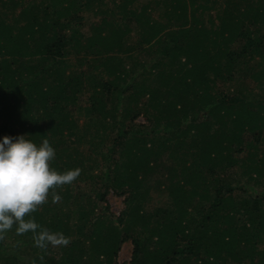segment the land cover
I'll return each mask as SVG.
<instances>
[{"label": "trees", "instance_id": "obj_1", "mask_svg": "<svg viewBox=\"0 0 264 264\" xmlns=\"http://www.w3.org/2000/svg\"><path fill=\"white\" fill-rule=\"evenodd\" d=\"M258 84L264 0H0V138L79 169L35 231L0 232V264H118L126 242L125 264H264Z\"/></svg>", "mask_w": 264, "mask_h": 264}, {"label": "clouds", "instance_id": "obj_2", "mask_svg": "<svg viewBox=\"0 0 264 264\" xmlns=\"http://www.w3.org/2000/svg\"><path fill=\"white\" fill-rule=\"evenodd\" d=\"M28 136L0 138V232L13 224L18 233L35 231V221L24 217L47 200L50 189L70 183L79 175V169L58 172L51 168L55 150L49 141L37 145ZM58 199L53 192V200ZM45 239L60 242L56 234L44 231L37 243Z\"/></svg>", "mask_w": 264, "mask_h": 264}, {"label": "rangeland", "instance_id": "obj_3", "mask_svg": "<svg viewBox=\"0 0 264 264\" xmlns=\"http://www.w3.org/2000/svg\"><path fill=\"white\" fill-rule=\"evenodd\" d=\"M142 3L146 2L147 0H141ZM86 19L88 20V24L84 29V32H86L88 35L90 34L89 32V23L95 21V17H93L92 15L86 14L85 15ZM146 60V58H144ZM244 83H238V86H243ZM252 92L255 94L256 98L262 99L264 98V85H260L258 84L256 87L253 88ZM84 121V119L80 120V123H82ZM140 121L143 122V120L141 119ZM252 187V186H249ZM256 193L255 195H259V196H264V183L261 186H258L257 188H255L254 190ZM163 196L164 195H155L153 202L149 205V209L151 208V210L153 208H158L163 201ZM126 205H125V197H120L117 196L116 194H113V192H110V194L107 196L106 199V203L102 205V209H108V213L109 215H115V216H119L121 215V213L124 211ZM132 253H133V245L131 242H126L123 247L122 250L119 253L118 256V264H125V263H129L131 261L132 258Z\"/></svg>", "mask_w": 264, "mask_h": 264}]
</instances>
